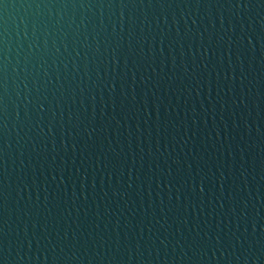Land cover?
<instances>
[{"label": "water", "instance_id": "obj_1", "mask_svg": "<svg viewBox=\"0 0 264 264\" xmlns=\"http://www.w3.org/2000/svg\"><path fill=\"white\" fill-rule=\"evenodd\" d=\"M0 264H264V0H0Z\"/></svg>", "mask_w": 264, "mask_h": 264}]
</instances>
